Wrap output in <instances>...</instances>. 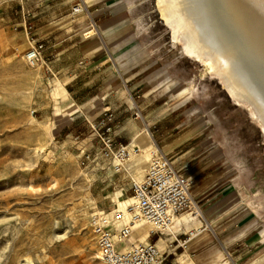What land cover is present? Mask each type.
I'll list each match as a JSON object with an SVG mask.
<instances>
[{
    "label": "rangeland",
    "instance_id": "rangeland-1",
    "mask_svg": "<svg viewBox=\"0 0 264 264\" xmlns=\"http://www.w3.org/2000/svg\"><path fill=\"white\" fill-rule=\"evenodd\" d=\"M64 1L0 0V264L24 259L104 264L97 257L92 221L109 218L119 207L118 193L122 199L133 196L132 179L144 177L155 150L142 139H154L192 180L201 211L196 214L192 207L178 217L187 215L188 223L181 220L184 224L147 238L159 243L164 264H193L187 246L204 232L187 246L175 237L182 241L212 213L221 214V223L254 220L264 228V129L255 107L237 101L208 65L187 54L165 23L159 0H122L133 27L122 49L107 44L95 23L78 29L76 15L61 7ZM29 24L45 45L44 61L36 66L25 59ZM123 49L132 57L164 62L172 76L169 90L140 101L124 88H111V62L102 61H114ZM96 51L102 54L95 56ZM155 98L183 105L172 111L176 106H162ZM107 107L117 115V142L139 148L140 155L132 153L133 162L119 172L116 163L100 156L102 142L94 127ZM159 113L167 118L151 126ZM156 130L175 143H157ZM146 232L149 227L135 231L131 243L142 242Z\"/></svg>",
    "mask_w": 264,
    "mask_h": 264
},
{
    "label": "bare ground",
    "instance_id": "bare-ground-1",
    "mask_svg": "<svg viewBox=\"0 0 264 264\" xmlns=\"http://www.w3.org/2000/svg\"><path fill=\"white\" fill-rule=\"evenodd\" d=\"M157 4L162 5V9L158 8L162 10L165 23L172 28L174 39L183 42L188 55L208 65L237 101L250 102L264 129V0H159ZM152 144L155 150L161 151ZM132 155L140 154L133 152ZM148 155L142 159L146 161ZM145 167L143 163L141 169ZM122 198L118 193L119 208L133 200L132 197ZM194 205L195 213H200L196 203ZM115 211L106 216L114 218ZM186 216L177 219L173 228L181 220L188 223L190 218ZM141 228L142 225H137L135 229ZM148 236V232L143 233L141 241L147 242ZM97 257L100 258L99 252ZM19 264H31V261L24 259Z\"/></svg>",
    "mask_w": 264,
    "mask_h": 264
},
{
    "label": "built area",
    "instance_id": "built-area-1",
    "mask_svg": "<svg viewBox=\"0 0 264 264\" xmlns=\"http://www.w3.org/2000/svg\"><path fill=\"white\" fill-rule=\"evenodd\" d=\"M79 5L72 12L78 13ZM33 26L26 28L30 46L26 50L25 59L28 65L36 66L42 63L45 45L34 37ZM115 114L105 110L95 124L98 136L102 142L99 152L102 158L116 163L117 172L124 169V164L133 152L129 144L116 140ZM133 200L123 208L117 207L113 220L95 216L92 221V233L97 240L100 260L104 264H164L165 253L158 243L147 241L131 243L137 225L149 227L151 236L163 233L173 228L179 215L195 208L192 196V180L178 170L171 158L161 151L153 150L147 170L141 180L132 179ZM207 229V225L188 231L181 241L182 246ZM149 236L147 238H149Z\"/></svg>",
    "mask_w": 264,
    "mask_h": 264
},
{
    "label": "crops",
    "instance_id": "crops-1",
    "mask_svg": "<svg viewBox=\"0 0 264 264\" xmlns=\"http://www.w3.org/2000/svg\"><path fill=\"white\" fill-rule=\"evenodd\" d=\"M77 5L82 6L85 13H82V10L78 14L73 13V7ZM61 7L70 15H76L74 20L78 29L89 27L95 23L98 26L100 37H108L109 42L107 44L119 49L125 47L133 27L122 0H94L88 5L83 0H67L61 4ZM95 42L96 40H92L88 45L92 46ZM125 51L126 49L121 50L120 54L113 58L114 61L112 59L111 61L110 59L102 61L104 64L111 62V69L108 70L109 67H107L109 74L107 80L111 88H124L130 96L137 95L140 101L149 99L162 88H167L166 91L169 90V81L172 76L164 62L146 56L132 57ZM98 54H102V51H96L95 56ZM163 94L167 95L168 93ZM173 100L163 98L157 101L162 102V106L169 105L168 108L171 105L176 106L171 109L175 111L183 103L181 100L178 103ZM106 110L111 109L107 107ZM166 118L167 115L159 113L158 119L151 126H158ZM116 120L117 115L115 114ZM115 127L117 126L115 125ZM156 131V141L160 145L175 143L176 138L167 142L160 134L161 131ZM149 137H151L150 132ZM150 139V143L146 142L145 139L141 141L146 147L152 143L156 144L154 139ZM148 148L146 152L149 150ZM158 148L161 150L159 146ZM219 215L221 214H210L204 220L207 229L187 246V253L193 264H264V228L259 227V224L255 225L254 220L244 224L243 222L246 221L230 224L221 223V216L218 218ZM176 238L177 236L175 240Z\"/></svg>",
    "mask_w": 264,
    "mask_h": 264
}]
</instances>
